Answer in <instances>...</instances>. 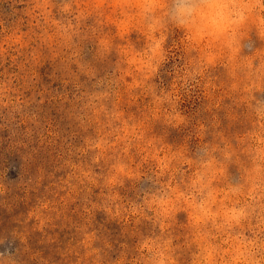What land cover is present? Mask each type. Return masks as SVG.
Returning <instances> with one entry per match:
<instances>
[{"label":"rangeland","instance_id":"1","mask_svg":"<svg viewBox=\"0 0 264 264\" xmlns=\"http://www.w3.org/2000/svg\"><path fill=\"white\" fill-rule=\"evenodd\" d=\"M61 3L51 0V18H60ZM41 5L0 0V88L8 105L0 104V250L12 248L19 264H119L117 257L124 249L131 257L148 229L131 209L144 185L124 173L150 175L153 157L194 142L200 123L223 121L234 135L246 122L241 115L232 123L236 109L220 69L210 75L214 90L203 82L185 89L173 65L162 80L140 70L145 37L115 0H75L69 18L76 24L73 17L83 15L70 39L57 36ZM168 56L173 64L189 60L179 40L170 39ZM154 80L159 102L149 93ZM98 91L111 94L107 108H118L146 133L143 140L132 138L127 152L123 143L117 150L104 142L101 104L85 107L88 94ZM177 115L193 126H176ZM120 162L127 165L123 171ZM184 232L176 227L178 237Z\"/></svg>","mask_w":264,"mask_h":264},{"label":"clouds","instance_id":"2","mask_svg":"<svg viewBox=\"0 0 264 264\" xmlns=\"http://www.w3.org/2000/svg\"><path fill=\"white\" fill-rule=\"evenodd\" d=\"M75 0H62L60 18H51V0H42L41 13L52 19L57 36L70 39L78 30L79 14L73 17ZM118 7L131 11V18L145 37L142 68L154 78L173 65L176 78L185 89L203 86L214 90L210 75L224 72L232 104L234 125L240 116L246 122L236 134L225 131L224 122L214 126L200 123L194 142L178 144L163 157L154 156L149 174L127 179L142 181L143 188L131 204L139 222L148 225L134 254L126 249L117 257L119 264H264V0H115ZM134 39L135 37L132 36ZM179 40L189 56L187 63L169 59V42ZM135 82L130 87H135ZM154 80L149 93L161 101ZM164 91V100L171 96ZM85 107L98 109L107 121L105 143L130 150L132 138L143 140L146 133L118 108H107L111 94H88ZM7 93L0 88V104ZM174 106L176 101H171ZM175 110V108H174ZM12 111H18L13 107ZM11 116V112L9 113ZM176 126L192 123L177 115ZM119 120L120 124L116 121ZM175 133L173 132V135ZM31 135V133H29ZM110 141V142H109ZM152 143L151 140L148 141ZM171 139L168 144L171 145ZM123 171L127 165L120 162ZM123 186V181H116ZM112 199H116L113 197ZM184 235L178 237L176 227ZM5 241L0 239V245ZM0 264H19L10 247L0 250Z\"/></svg>","mask_w":264,"mask_h":264}]
</instances>
